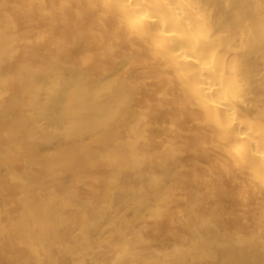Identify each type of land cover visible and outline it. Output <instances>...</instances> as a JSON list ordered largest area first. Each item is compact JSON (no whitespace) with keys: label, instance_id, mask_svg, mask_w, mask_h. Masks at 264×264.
<instances>
[{"label":"bare ground","instance_id":"6f19581e","mask_svg":"<svg viewBox=\"0 0 264 264\" xmlns=\"http://www.w3.org/2000/svg\"><path fill=\"white\" fill-rule=\"evenodd\" d=\"M0 264H264V0H0Z\"/></svg>","mask_w":264,"mask_h":264}]
</instances>
